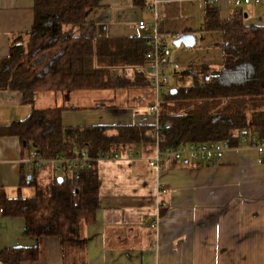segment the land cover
Instances as JSON below:
<instances>
[{"label":"crops","instance_id":"crops-1","mask_svg":"<svg viewBox=\"0 0 264 264\" xmlns=\"http://www.w3.org/2000/svg\"><path fill=\"white\" fill-rule=\"evenodd\" d=\"M212 1L143 0L136 4L135 0H100L98 7L88 10L87 21L72 32L92 38L152 37V30L140 31L136 24L158 18L171 48L170 40L184 33L195 36L193 47L182 44L172 50L167 67L169 72L178 64L181 72L192 77L191 66L218 70L223 63V35L205 30L206 7L218 8L220 18L227 19L237 6L235 0ZM240 8L246 25H264V0ZM34 18V0H0V58L9 55L19 38L27 42ZM154 98L149 85L40 91L34 107H62L67 126L153 123L149 103ZM31 110L20 92L0 91V128L24 119ZM33 149L17 136L0 134V188L7 197L35 194L24 178L36 174L46 184L52 177L51 165L39 170L28 166ZM131 149L143 158L97 163L101 207L95 221L82 230L84 264H264V150L243 144L233 146L219 162L167 158L160 167H153L146 157L155 151L154 143ZM34 245L39 246V258L24 264H65L59 237L28 235L24 218L4 216L0 211V252Z\"/></svg>","mask_w":264,"mask_h":264},{"label":"trees","instance_id":"trees-1","mask_svg":"<svg viewBox=\"0 0 264 264\" xmlns=\"http://www.w3.org/2000/svg\"><path fill=\"white\" fill-rule=\"evenodd\" d=\"M135 2L143 4V0ZM99 4L100 0H34L29 39L19 38L9 55L0 58V91L20 92L22 102L32 110L24 119L1 127L0 134L19 137L45 159L72 156L76 147L87 149L93 157L125 153L133 146L154 143L157 133L164 138L162 147L186 142L238 146L242 138L253 137L264 143V25H246L240 7L227 19L220 18L218 8L206 7L205 30L223 35L222 66L218 70L191 66L193 82L163 94L160 130L147 122L67 126L62 107L35 108L40 91L149 85L145 67L152 37L92 38L72 32ZM126 71L128 75L123 74ZM23 183L32 185L35 194L9 198L0 188L1 214L24 218L28 235L59 237L65 264H84L82 230L95 221L101 207L97 166L82 171L78 179L54 171L46 184L36 174ZM39 255L38 245L6 248L0 252V262L24 264Z\"/></svg>","mask_w":264,"mask_h":264},{"label":"built area","instance_id":"built-area-1","mask_svg":"<svg viewBox=\"0 0 264 264\" xmlns=\"http://www.w3.org/2000/svg\"><path fill=\"white\" fill-rule=\"evenodd\" d=\"M262 1L263 0H235V5L241 7L243 5L258 4ZM136 26L140 31L146 32L152 30L154 33L150 41L151 50L147 54L149 63L145 67V71L148 75L147 80L149 86L155 93V98L149 105V112L154 118L153 124L156 126V129L160 130L162 127L159 119L160 104L163 94L170 89L167 67L170 63L172 49L167 44L166 39L160 31V20L158 18H155L153 21L140 20L137 22ZM125 73L128 75V71L123 74ZM163 140L164 138L157 133L154 141L156 149L146 157L149 165L153 167H160L162 162L167 158L176 161L219 162L222 160L225 153L233 148L229 142H186L178 147H162L161 143ZM240 144H248L260 150H264V143L256 137L251 139L242 138ZM122 158L139 160L143 158V156L140 152L128 149L125 153L108 152L98 157H93L88 153L87 149L76 147L74 149V155L72 156L61 155L54 159H45L41 158L38 152L33 149L26 162L28 166L34 170H39L47 165H51L55 172L58 173L61 171L63 175L78 179L82 171L94 169L100 160H118ZM162 191L166 192V190ZM156 226L157 221L152 223V227L155 228Z\"/></svg>","mask_w":264,"mask_h":264},{"label":"rangeland","instance_id":"rangeland-1","mask_svg":"<svg viewBox=\"0 0 264 264\" xmlns=\"http://www.w3.org/2000/svg\"><path fill=\"white\" fill-rule=\"evenodd\" d=\"M170 42H171V45H172L171 49L175 50V51L178 50V48L174 46L173 40H170ZM174 57H175V55L173 54L172 60L175 61L176 59H174ZM167 73H168L169 80H170L169 86L173 85L174 87H177V86H181V85H190L193 82V78L192 77H189L184 72H181V68H180V66L178 64H176V67L171 69V71L169 70V72H167ZM143 87H145V86H143ZM137 88H139V87H137ZM150 104L151 103H149V105ZM58 174H59V176L63 175L61 171H59Z\"/></svg>","mask_w":264,"mask_h":264},{"label":"water","instance_id":"water-1","mask_svg":"<svg viewBox=\"0 0 264 264\" xmlns=\"http://www.w3.org/2000/svg\"><path fill=\"white\" fill-rule=\"evenodd\" d=\"M195 43H196V38L192 33H184V34L178 36L173 42V44L176 47H180L183 44L189 48L193 47L195 45ZM176 92H177V89L172 90V93H176ZM23 144L26 145V142H24ZM59 180L62 181L63 178L59 177Z\"/></svg>","mask_w":264,"mask_h":264}]
</instances>
